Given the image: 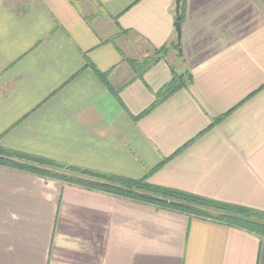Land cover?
Listing matches in <instances>:
<instances>
[{
  "label": "crops",
  "instance_id": "obj_1",
  "mask_svg": "<svg viewBox=\"0 0 264 264\" xmlns=\"http://www.w3.org/2000/svg\"><path fill=\"white\" fill-rule=\"evenodd\" d=\"M77 4L0 0V147L264 212V0H183L179 40L175 0ZM0 264H264V239L0 167Z\"/></svg>",
  "mask_w": 264,
  "mask_h": 264
},
{
  "label": "trees",
  "instance_id": "obj_2",
  "mask_svg": "<svg viewBox=\"0 0 264 264\" xmlns=\"http://www.w3.org/2000/svg\"><path fill=\"white\" fill-rule=\"evenodd\" d=\"M68 1L77 9L78 0ZM181 1L183 2V0ZM182 17L181 4L179 13L176 15V22L180 23V25ZM114 20L116 19L114 18ZM176 47L180 48V45L177 44ZM162 51H164V48L160 49L159 53L149 62L148 60L144 62L130 61V66L135 71L137 78H142L146 70L160 60L159 55ZM101 78L112 92L106 82V75H101ZM191 82L192 77L189 72L181 75L172 73L170 80L157 92L156 102L165 100L182 89H187ZM112 93L116 96L114 92ZM150 110L145 111L144 114ZM0 167L15 169L86 189L102 191L158 209L208 219L244 230L264 239V212L213 201L174 189L155 186L148 182L149 174L143 179L131 180L106 175L89 169L65 165L42 157L7 150L2 147H0Z\"/></svg>",
  "mask_w": 264,
  "mask_h": 264
},
{
  "label": "water",
  "instance_id": "obj_3",
  "mask_svg": "<svg viewBox=\"0 0 264 264\" xmlns=\"http://www.w3.org/2000/svg\"><path fill=\"white\" fill-rule=\"evenodd\" d=\"M180 3H181V0H175V13H176V15H178V13H179ZM175 32L177 35V39L179 40L180 35H181V25L178 22L175 23Z\"/></svg>",
  "mask_w": 264,
  "mask_h": 264
}]
</instances>
